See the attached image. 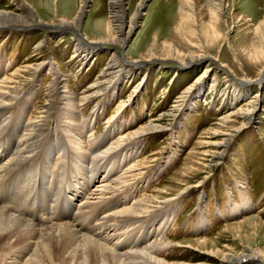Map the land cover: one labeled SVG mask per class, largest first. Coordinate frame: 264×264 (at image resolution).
<instances>
[{"label":"rangeland","instance_id":"1","mask_svg":"<svg viewBox=\"0 0 264 264\" xmlns=\"http://www.w3.org/2000/svg\"><path fill=\"white\" fill-rule=\"evenodd\" d=\"M123 6L125 12L120 15L124 14L126 22L136 16L126 41L121 46L100 44L104 49L108 47L107 51L103 50L95 57H90L84 64L85 61L76 51L78 44L110 39L112 31H116L113 27L111 32L109 31L111 0H0V12L18 13L20 9L31 10L35 15L34 22L36 19L38 23L45 24L35 22L30 26L10 25L0 28V76L4 73L10 74L27 62L42 60L52 64L55 71L61 72L67 78L66 88L61 85L62 92L68 88L81 95L92 83L98 81L112 53L122 57L126 63L125 75L123 78H117L116 86H107L109 89L101 91V95L99 93L92 101L67 112L70 116L74 115L71 119H75L67 120H70L72 125H78V128L73 126V129L80 134L87 130V140L76 136L77 144L72 145V132H68L67 127H64L66 119L60 114L66 113L64 106L67 100L52 95V99L55 97L56 100L50 112L41 118L43 126L38 132L42 135L38 136L40 139L31 159L36 165L39 164L42 170L50 165L48 168L55 172V175L49 176V179L56 176L58 184L50 188L51 192L49 189L43 190V171H38L37 180H33L34 164L29 165L32 161L27 162L28 164L25 162L23 166L18 167L21 168L20 172H15L14 169L13 172L10 171L13 175L6 174L3 179L6 180L3 188L7 187L1 190V203L11 202L17 190L29 194L27 190H33L35 186L40 190L38 189L34 196L29 194L21 198L24 211L17 208L18 215L21 214L20 217L35 222L40 218L41 221L37 223L48 226L51 219L56 223L75 222L76 215L85 221H92V215L94 217L95 214L96 217L98 213L101 216L106 213L107 207L114 203H117L118 207L131 203L132 195L139 197L151 194L159 188L170 189L174 193L176 189H185L188 185L195 184L197 186L152 210L144 216V220L126 228L132 231L128 233L131 242H127L126 246V243L123 244L125 247H121V253L129 251L125 250L127 248L143 251L157 240L162 244L156 251V255L161 259H167L170 263L192 262L197 260L199 252L189 248L188 242L201 239L210 240L215 249L219 250L227 248L237 252L244 246L264 250V78L262 81L258 79L264 68V0H224L222 13L216 22L217 35L212 31V14L207 0H123ZM78 13H82L84 17L76 33L71 28H46V25L57 23L59 20L73 21ZM57 29L67 32H58ZM168 49L177 53V59L195 53L206 55L212 61L209 59L208 63L198 62L186 69L171 60H156L154 64L143 61L149 57L151 51L156 52L159 58H165ZM123 61H120V64L123 65ZM206 70L208 76L203 83L205 86L202 99L194 100L192 95L191 101H185V98H188V88L197 86L198 78ZM113 76L111 79L116 78ZM52 79V73L47 68L30 77L19 90L13 105L0 110L5 113L0 119L9 120V126L4 128L7 129L5 135L0 138V143L2 144L3 140L4 146H7L4 151L9 150L8 154L14 149L11 145L12 137L15 136L10 133L12 125L19 128V114L26 116L27 125L36 122L34 117L39 115ZM249 102H254V120L242 125L240 110L247 109ZM98 104L99 107L93 110ZM150 121H156L163 129L140 139H129L110 155L109 148L115 145L121 135L135 132ZM89 127L93 130L91 134ZM23 131L25 134L26 130ZM229 131L234 138L225 147L226 150L218 153V144L222 141L224 132ZM75 146H81L83 152L78 150V155ZM130 154L136 157H131L130 162L123 167L120 164L121 158L129 157ZM147 157L149 161L145 167L130 179L129 184L123 186L118 194L115 193L117 197L112 195L110 200L107 199L95 207L96 213L93 209L88 213L89 208L85 207L87 214H80L77 203H85L92 196L82 193L83 187L88 189V181H92V175H99V178L110 172L112 180L118 176L121 169L129 168L136 161ZM94 158L99 159V164ZM30 170H33L32 173ZM17 174H20L19 177L23 180L20 189H17L19 186L13 181L18 178ZM9 177L13 180H9ZM98 178L94 179L92 187L98 183ZM201 179L203 181L196 184ZM62 180L65 183H62ZM68 188L78 190L77 197L73 200L75 204L66 210L64 217L58 214L62 213V210L54 215L55 210L49 209L47 205H50L52 200H64L63 192L69 191ZM33 203L35 209L32 208ZM201 205L204 207L203 213L200 211ZM253 205L252 211L238 218H222L223 213L243 212L252 209ZM98 207L103 210L99 211ZM175 207L177 210L173 214L174 211L171 210ZM85 214L91 218L84 216ZM166 214L171 216L167 218ZM168 219L171 220L168 229L164 234L159 233L162 231V223L168 222ZM194 222H200L201 226L208 223L210 225L200 234L191 231ZM142 228L143 233L157 229L159 234H144L140 241L131 247L133 237L139 234Z\"/></svg>","mask_w":264,"mask_h":264},{"label":"bare ground","instance_id":"2","mask_svg":"<svg viewBox=\"0 0 264 264\" xmlns=\"http://www.w3.org/2000/svg\"><path fill=\"white\" fill-rule=\"evenodd\" d=\"M207 1H208V4L210 5V10H211V14H212V21H213L212 31H213L214 35H217L218 33H217V28H216V22L218 21L219 16L222 13L224 0H207ZM111 8H112V13H111L112 15H111V20H110L109 31L111 32V27L115 28L116 31H112L111 37L109 36L110 39H107V40L102 39V40H98L95 42H93V41L92 42H89V41L80 42L78 44L76 51L78 52L79 56L82 57V60L85 61L84 64L86 63V60H88L90 57H92V56L95 57L96 55L102 53L103 50L107 51L106 49L108 47L104 49L103 47H101L100 44H103V45H115L116 44V45L121 46L122 43L124 41H126V38L128 37L131 29L133 28L136 16L132 17L130 22H126V18L124 17V14H123V16L120 15L121 12L122 13L125 12L124 6H123V0H111ZM120 9H121V11H120ZM19 11L20 12H18V13L12 12V11L11 12L10 11L0 12V28L1 27L4 28V27L10 26V25H18L20 27L21 26L22 27L30 26V24H34L35 22L37 24L45 25L44 23H40V22L38 23L36 19L34 22L35 15L31 10L26 11L24 9H20ZM82 19H83L82 13L81 14L78 13V16H76L75 20H73V21L59 20L57 23H52V24L46 25V28L52 29L51 26H55L56 28H59V27L60 28L61 27L62 28H71V30H73L76 33L77 30H79V28L81 26ZM129 24H130V26H128ZM113 28H112V30H113ZM95 46H100L101 48H96ZM88 47H91V48H88ZM209 59L210 58H208V56H206V55L195 54V53H193V54L191 53L190 55L184 57L183 59H177V53L175 51H173L172 49H168V50H166L165 58H159L157 56L156 52L154 53V51H151V52H149V57H147L146 59H143V61H145L148 64L149 63L154 64L156 62V60H158V61L159 60H162V61L163 60H171L173 62H176V64H178V66L182 67L183 69H186V68H191L193 65L197 64L198 62L208 63ZM179 60H181V61H179ZM120 61H123V58L119 57L116 53H112V57H111L109 63L107 64L106 68H104L103 71L100 73L98 81L92 83L86 89L85 93L83 92V94H81V95L78 93H74V92L70 91V89H68V88H67L68 90L65 89V91L62 92L60 89L61 85L63 84L64 87L66 86L67 78L61 72L55 71L52 64H48L42 60L36 61V62H27V63H25L24 66L16 69L15 71L11 72L8 75L7 74L5 75V73H4L5 71L3 72L4 74H2L0 76V110L2 108H5V107L8 108L10 105H13L12 102L17 97L19 90L21 88H23L24 83L30 77L37 75L38 73L42 72L43 70H46V68H47L48 71H50L52 73L53 79L51 80V83L47 88V94L45 95V102L41 104V108H40L39 113H38L39 115H38V117H34L36 122L32 123V125H27L26 116L19 114L17 117V121H18L17 124L19 125V128L12 125V128L10 129V133L11 134L13 133L15 136L12 137V144L11 145L14 147V149H13V151L10 152V154H8L9 150L7 152H5L6 150L4 151V147H7V146H4L3 140L1 139L2 144L0 143V196L3 193L1 190L5 189L7 187L6 186L5 188H3V186H4L3 184L6 183L5 182L6 180H3L6 177V174H10L11 173L10 171H12L14 169H15V172H16V170H19V172H20L21 168H18V167L23 166L22 164L25 162L27 163V162L32 161L31 163H29V165L34 164L33 166L35 167V171L33 172L34 173L33 180H37L38 171H40L42 169H40V167L38 166L39 164L36 165L37 163L35 164L33 162V159H31V156H33V152L35 151L37 143L39 142L40 138H38V136L42 135V133L38 132L40 129H42V126H43V122H41V118L43 116H46L47 113L50 112V110L52 108V104L54 106V100H56V99H55V97L52 99V95L54 94V96H56V97L58 96L62 100H63V98L67 100L65 106L63 105L64 109H66V113H60V114H61V117L63 119H66L64 121L65 122L64 127H67L68 132H70V131L72 132V135H70V134L69 135L71 136L72 141L74 142V144H72V145H75V144H77L76 142L78 140V138L76 136H79L80 138H82L84 140L88 137V136H86L87 130L83 134H80L79 131L77 132V130L73 129V126L78 128V125L77 124L72 125L71 121L67 120L68 118L71 119L74 116V115H71V116L68 115L67 112L74 111L75 107L80 108L83 105L87 104L88 102L92 101L94 98H96V96L101 95V93H100L101 91H106V89H109L108 88L109 85L116 86L117 78H123V76L125 75L124 74V71H125L124 66H126V63L123 61L124 63L122 62L123 63V65H122V64H120ZM1 71L2 70L0 69V72ZM55 72H57V73H55ZM112 76L113 77L116 76V78L111 79ZM207 76H208V70H206V72L201 77L198 78L197 86L193 85V87L190 86L188 88V91L186 92V94L188 95V98L186 97L185 101L186 100L188 102L191 101L192 95H194L193 96L194 100L202 99L203 89L205 86V84H203V83H204V81H206ZM263 78H264V68L260 72V76L258 79H259V81H262ZM194 87H196L198 89L194 90L193 89ZM60 98H58V99H60ZM25 101H27V100H25ZM98 107H99V104L96 105L93 110H96ZM254 110H255L254 102H249L247 109L240 110V114H241L240 116H242L241 117L242 118V125L251 122V120H254V118H252ZM4 114H3V112H0V117L3 116ZM75 114L77 117L78 116L77 113H75ZM71 120L74 121L75 119H71ZM5 126H9V120H7L5 118L0 119V138L3 135H5V132L7 130V129H4ZM79 127H81V126H79ZM23 129L26 130L25 134H24ZM162 129H163V127L161 125H159V123H157L156 121H150L147 124L138 128V130L135 132H132L130 134H124V136L121 135L118 138V140L116 141L115 145H113L109 148L108 152L110 153V155H113L112 152L121 148L127 142V140H129V139H140L143 136H147V134L157 133V132L161 131ZM92 131L93 130L90 129V127H89L90 134L92 133ZM231 131H229L228 133L224 132V136L222 138V141L218 144V146H219V152L218 153L226 150L225 147L228 146L231 143V140L234 138V135L231 133ZM114 134H115V132H114ZM112 137H114V136H112ZM46 140H44V141H46ZM92 141L93 140H91V142ZM82 142H84V141H82ZM95 143H96V141H95ZM99 144H101V143L99 142ZM59 146H61V145H59ZM59 146L57 149H59ZM8 147H10V143H9ZM92 148H93V146L91 147V149ZM87 149H90V148L87 147ZM67 150H68V148H67ZM70 150H73V149H70ZM78 150L83 152V148L81 146H78V147L75 146V151L77 152ZM72 153L74 154V152H72ZM77 154H78V152H77ZM114 154L117 155V153H114ZM110 155H109V157H110ZM7 156H9V157H7ZM131 157H136V156H132L130 154L129 157H123L120 160V162H121L120 164L124 167L126 163L130 162L129 159H131ZM44 158H47V157H44ZM76 158H77V156H76ZM94 160L96 163L99 164V159L94 158ZM148 161H149L148 157L145 158L144 160L139 161V162L136 161V163L134 165L130 166L129 168L121 169L122 171L119 172L118 176H115L112 180L110 177V172L108 175H106V176L103 175L99 178H98L99 175L98 176L92 175L93 176L92 182H90V180H89L88 183L94 184V179H96V178H98L97 179L98 183L95 184L94 187L91 190H89V192H87L88 189H86V188H85L86 190L82 191V193H84V191H85V193H89L92 196L90 198H88L85 203L78 204L79 212H81L80 214L83 215L85 212L87 214L85 207L89 208L88 213L92 209L95 212L94 208L97 207L99 204L103 203L104 201H106L107 199L110 200L109 197H113V196L117 197L118 195H115V193L119 192L123 188V186L129 184V180L132 179L133 177L137 176L141 172V170L145 167V165ZM67 164H70V163H67ZM82 165H84V164H82ZM72 166L74 167V165H72ZM72 166L70 167V169L72 168ZM48 167H50V165ZM48 167L43 168V170H42L43 174H42V178H41L42 179L41 187H44V190L49 189V192H51L50 188H52L53 186L55 187L56 184H58V181L55 179L56 176L54 179L53 178L49 179V176H51V175H53V177H54L55 172H52L51 169H49ZM63 167H65V166H63ZM66 170L68 171V169H66ZM78 170H80V169H78ZM32 171L30 173H32ZM58 172H60V171H58ZM93 172H97V171H93ZM93 172H92V174H93ZM28 173H29V171H28ZM11 174L13 175L14 173H11ZM83 174H84V172H83ZM83 174H81V175L83 176ZM111 174H114V172L113 173L111 172ZM19 175H18V178L16 180L11 179V178H13L11 175H10L11 178L9 177L10 178L9 180H13L15 183L18 184L19 188H17V189H20V187H22L20 185L23 183L22 177L21 176L19 177ZM56 175H57V173H56ZM67 176L69 178H71L69 175H67ZM74 177H77V176H74ZM82 178L84 179V177H82ZM202 181H203V179L198 181L196 184H199ZM63 182L65 183L64 180H62V183ZM176 182H177V180H176ZM12 186H14V185H12ZM195 186H197V185H195V184H194V186L188 185L185 189H180V188L176 189L174 193H173V190L172 191L170 189L169 190H167V189L161 190L159 188V189H156L151 194H147V195L142 194L143 196L140 195L139 197H135V195H132L131 196V203H129V204L125 203L122 206H120L119 205L120 203H119L118 205L120 207H118L117 203H114L117 201H114V202H112V204L113 203L114 204L108 206L107 210H105L106 213L102 214L101 216H99L98 213L95 212L97 214V216L95 217V214H94V217H93V215H92L93 211H92L91 212L92 214L91 213L90 214L92 215V218L94 221L93 220L92 221H85L84 218L81 219L80 217H77V215H76V218H77V220L75 221L76 223L71 222V221L56 223L53 221V219H51V220H49L50 224L48 226L47 225L44 226V224L40 225L39 223H37V222L41 221L40 218H39V220L38 219L36 220L37 222H35V220L28 221L27 219L20 217L21 214L18 215V209L17 208H20L19 210H21L22 206L24 205L21 202V198H23V196L25 197L29 194H32V195L35 194L39 188L37 189V188H35V186H34L33 190H30V188H29L27 190L29 192V194L22 193L23 191L17 190V193L11 202L1 203V201H0V264H264V250H262V249H256V248H252L249 246H244L237 252H234V251L229 250L227 248L219 250V249H215L213 243H211V241L208 239L193 240V241L188 242L189 248L199 252L197 260L192 261V262L170 263L167 259H161L160 257H158L156 255V251L162 245V244H160L161 241L158 242L157 240H154L150 244V247L143 250V251H137L136 249H133V248L132 249L127 248L125 250L129 249V251H126L125 253H121L120 249H122L121 247L123 246V244L126 243L125 244V246H126L128 244L127 242H131L130 241L131 238L128 237V233H130L132 231H129L130 229L128 230L126 228H129L130 225H133L134 223H136L140 220H144V216L149 214L152 210L160 207L166 201L174 199L175 197H177V195L178 196L182 195L186 190H188L191 187H195ZM26 187H27V185L25 186V188ZM77 188H79V187H77ZM83 189H84V187H83ZM68 190H69V188H68ZM125 191L127 193V190H125ZM79 192H81V191H79ZM66 193H67V191H66ZM122 193H123V191H122ZM77 194H78V190L71 188V190L68 191L67 196H66V198H67L66 200L69 201L67 204H70L72 199H74L75 196L77 197ZM112 199H111V201H112ZM124 201L125 200L123 199L122 203H124ZM34 205L35 204L33 203L32 208H35ZM105 205H107V204L105 203ZM78 206H77V208H78ZM29 207H31V206H29ZM41 207H43V205ZM99 207H98V209H99ZM103 207L104 206H102V208ZM104 209H105V207H104ZM100 210L101 209H99V211ZM176 210H177V207L173 208L171 211L172 212L174 211L173 212V214H174L176 212ZM239 212H241V211H238V213ZM58 214H60V213L58 212ZM80 214L78 213L79 216H80ZM86 214L84 216H87ZM55 215H57V214H55ZM22 216H23V214H22ZM150 216H152V215H150ZM165 216H168L167 218H169L171 216V214L170 215L166 214ZM89 217L91 218V216H89ZM56 218H58V217H56ZM41 219L44 220V218H41ZM168 220H169L168 222H164V224L162 223V226H161L162 231H160L159 233H163L164 231H166L168 229L169 224L171 222L170 219H168ZM139 224L141 225V223H139ZM85 225H88V227H86ZM261 225H263V224H261ZM143 228H144V226H143ZM143 228L141 229L142 231L139 234L134 233V234H136V236H134V237L132 236L133 237V239H132L133 245L131 247L135 246L136 245L135 243L140 241V238H142L144 234H147V235H152V233L153 234H159L157 229H155L153 232L143 233ZM128 238H130V240ZM125 246H123V247H125Z\"/></svg>","mask_w":264,"mask_h":264},{"label":"crops","instance_id":"3","mask_svg":"<svg viewBox=\"0 0 264 264\" xmlns=\"http://www.w3.org/2000/svg\"><path fill=\"white\" fill-rule=\"evenodd\" d=\"M201 209H202V205L200 206V211H201ZM200 211H199V213H200ZM200 222H201V219H200ZM200 222H197V223L194 222L191 226V231L202 234V232H204L209 225L201 226Z\"/></svg>","mask_w":264,"mask_h":264},{"label":"water","instance_id":"4","mask_svg":"<svg viewBox=\"0 0 264 264\" xmlns=\"http://www.w3.org/2000/svg\"><path fill=\"white\" fill-rule=\"evenodd\" d=\"M84 17V16H83ZM8 28H10V27H8ZM58 30V32H62V31H65L64 29H57ZM65 32H67V31H65ZM96 48H101L100 46H95ZM135 66H139V65H134V67Z\"/></svg>","mask_w":264,"mask_h":264}]
</instances>
